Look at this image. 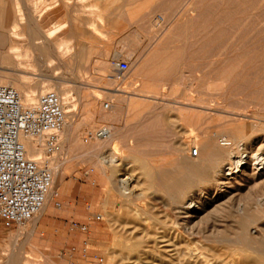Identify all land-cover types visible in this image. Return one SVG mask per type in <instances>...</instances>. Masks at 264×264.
I'll list each match as a JSON object with an SVG mask.
<instances>
[{
	"label": "rangeland",
	"instance_id": "1",
	"mask_svg": "<svg viewBox=\"0 0 264 264\" xmlns=\"http://www.w3.org/2000/svg\"><path fill=\"white\" fill-rule=\"evenodd\" d=\"M113 1L0 0V35L4 40L0 42V66L5 67L0 70L9 71L22 82L27 94L24 103L55 91L65 103L71 104L72 95L79 112L75 111V141L71 139L66 150L61 141L52 151L46 145L43 155L50 161L49 168L60 158L70 163L52 211L31 235L26 234L27 226L7 227L0 219V264H6L11 256L13 264H116L107 258L109 251L120 250L113 244L115 232L121 231L123 237L137 234L131 226L138 218L121 197L109 192V179L92 166L90 156L94 158L103 150L96 146L90 155L87 148L92 128L96 132L112 125L121 137L119 146L112 145L115 151L128 153L124 143L128 145L132 138L142 143L140 149L147 159L158 160L165 154L174 155L176 140L201 137L235 124L231 120L240 116L217 111L220 105L227 111L250 115L241 116L240 123L247 118L264 123V0ZM121 4L122 9H118ZM51 32H57L53 50L64 44L71 47L73 54L64 55L63 65L52 59L54 51L37 46ZM13 45L16 50L11 52ZM75 45L85 51L79 52L83 65L77 68L73 64ZM122 60L130 65L124 74L115 69ZM84 80H91V85L82 86ZM95 96L101 103H111L106 118L86 112L97 103ZM249 133L254 153L264 151V129ZM244 189L247 187L243 193ZM105 205L109 208L104 209ZM106 210L113 211L119 221L111 222ZM84 225L86 230L81 228Z\"/></svg>",
	"mask_w": 264,
	"mask_h": 264
},
{
	"label": "bare ground",
	"instance_id": "2",
	"mask_svg": "<svg viewBox=\"0 0 264 264\" xmlns=\"http://www.w3.org/2000/svg\"><path fill=\"white\" fill-rule=\"evenodd\" d=\"M113 2L111 4L114 8L115 3L113 5ZM125 2L126 0L124 4ZM140 2L142 1L140 0ZM120 6H123V4L119 5L118 9L121 8ZM179 11L177 10V13ZM172 18L175 17L172 16ZM170 20L169 24L172 23V19ZM55 33L57 32H51L37 46H47L50 52L54 51L52 52V59H57L59 64L63 65V63H66L64 55L73 53L69 44L66 46L64 44V46L56 47L57 49L53 50L57 42L54 39ZM154 38L156 39V37ZM1 41L2 37L0 35ZM3 41L2 43H4ZM75 48H77V54L73 59V64L77 68L83 65V59L79 55L83 48L81 45ZM15 50L16 47L13 45L10 51L14 52ZM0 68L5 67L0 66ZM43 68L45 69V66ZM90 83L91 80L80 82L82 86L91 85ZM0 84L14 87L21 93L23 101L26 100V90L14 74L7 70H0ZM120 88H117L116 91L123 92V88L121 90ZM77 95H79V100H82L79 91ZM61 98L65 105L66 121L58 142L61 141L65 144L64 148L66 150L76 130L75 116L76 114L79 115V112L76 110V103L73 104L75 98L72 95L71 104L65 103L64 98ZM95 98L97 103L93 107H87L90 109H87L86 112H90L93 117L100 114L102 118H106L109 115L106 109L110 108L111 103H101L99 96H95ZM75 111H77L76 114ZM217 111L228 114L235 113L240 117L250 116H246L245 112L227 111L221 105L217 108ZM244 111H247L246 108ZM169 113L171 112H168V116ZM81 115L85 114L82 112ZM222 115L224 114L222 113ZM165 116L167 117V115ZM170 116L169 119L171 120ZM224 118L226 117L224 116ZM239 118L232 119L231 121H234L235 124L222 130H212L201 137L195 135L189 139L176 140L172 151L174 155L166 157L165 154L164 159L158 160L147 159L144 156L146 154L143 155V151L140 149V147L143 149L142 143L139 141L140 146L136 141H131L132 138H130V141L128 140V145L124 143V147L129 149L128 153L123 155V153H118L120 149L118 152L115 151V147L112 148V145L119 146L120 134L114 132L112 125L100 127L96 132L93 131L94 128L90 130L93 135L91 137L92 141H90L89 147L86 148L90 149V152L96 146H101L103 149L94 158L90 156L93 153L90 154L87 150L90 159L93 160L92 166L96 172L105 175L109 179V192L114 191L117 196L121 197L124 204L129 207V212L139 220L134 227L131 226L137 229V234L133 233V236H125V238L122 236L123 233H120L121 231L115 232L113 244L120 247V250L109 251L107 258L110 262L116 261V264H264V151L254 153V147H252L254 141L249 133L251 130L264 129V123L261 119L255 117H250L255 118V120L247 118L248 121L240 123ZM94 122L96 123V121ZM215 126L220 127L221 125L216 124ZM100 139H103L102 142ZM77 140H79V137H77ZM23 141L29 157H36L44 164L50 163L49 159L43 156L47 151L45 137H24ZM79 141L81 142V139ZM118 148L120 147H117V150ZM68 163V160L60 158L55 160L53 168L50 167L52 182L46 201L41 211L26 225L27 228L25 226L27 235H31L38 229L44 218L52 211L55 193L62 183L63 174ZM120 173H122V176H120ZM243 187H247V191L244 189L245 193L242 192ZM260 187L263 189L257 190ZM105 208L109 207L105 205ZM106 212L111 222L117 223L119 221L118 216L113 211L106 210ZM130 220L132 221V219ZM132 222L135 223V221ZM138 226L140 229L142 228L139 229L140 231ZM151 227L153 229H150ZM13 259L14 257L11 256L6 264H13Z\"/></svg>",
	"mask_w": 264,
	"mask_h": 264
},
{
	"label": "built area",
	"instance_id": "3",
	"mask_svg": "<svg viewBox=\"0 0 264 264\" xmlns=\"http://www.w3.org/2000/svg\"><path fill=\"white\" fill-rule=\"evenodd\" d=\"M129 68L124 60L115 66L122 74ZM65 121V105L55 91L24 103L17 89L0 84V219L5 226L25 227L41 211L52 182L49 166L28 156L23 138L45 137L52 151ZM55 204L61 206L60 202ZM81 228L86 230L87 226Z\"/></svg>",
	"mask_w": 264,
	"mask_h": 264
}]
</instances>
